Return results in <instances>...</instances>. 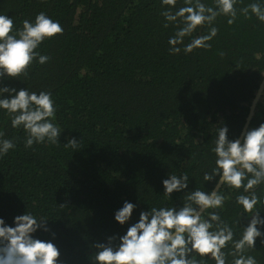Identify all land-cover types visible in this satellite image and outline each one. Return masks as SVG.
<instances>
[{
	"label": "trees",
	"instance_id": "obj_1",
	"mask_svg": "<svg viewBox=\"0 0 264 264\" xmlns=\"http://www.w3.org/2000/svg\"><path fill=\"white\" fill-rule=\"evenodd\" d=\"M162 10L161 0H0V14L17 28L41 11L64 28L38 49L48 63L34 62L24 81H3L52 93L54 122L64 131L59 145L25 148L27 134L0 109V130L16 144L0 158V217L10 226L25 211L49 219L63 264H91L92 243L123 235L141 210L182 206L186 192L163 193L168 174L187 173L185 191L212 190L216 181L205 182L203 173L215 166L218 128L226 124L229 139L238 137L263 77L264 23L255 16L238 15L233 25L218 17L210 50L172 55L168 40L176 28L164 27ZM204 34L207 28L194 33ZM262 122L264 87L246 130ZM73 136L76 151L64 147ZM220 191L226 196L220 215L238 237L250 218L235 203L236 192ZM256 192L264 200V191ZM125 200L138 207L121 226L114 213ZM34 235L52 239L43 231ZM251 254L264 264L259 238Z\"/></svg>",
	"mask_w": 264,
	"mask_h": 264
},
{
	"label": "clouds",
	"instance_id": "obj_2",
	"mask_svg": "<svg viewBox=\"0 0 264 264\" xmlns=\"http://www.w3.org/2000/svg\"><path fill=\"white\" fill-rule=\"evenodd\" d=\"M161 0L164 27L174 25V35L169 37V53L186 55L196 49L210 50V43L218 34L215 26L218 17H226L233 25L238 15L245 19H256L264 23V0ZM243 5L237 8V5ZM207 28V34L194 35L199 29ZM64 28L45 12L36 14L33 20L25 19L17 28L11 17L0 14V109L4 110L15 129L22 128L27 134L25 148L34 144L59 145L64 132L54 121L57 108L50 91L30 92L28 88L17 89L3 83L6 79L29 78L33 63L44 65L51 59L41 54V44L62 36ZM190 38L185 44V38ZM224 53L221 52L220 56ZM21 80V81H24ZM228 126L224 124L217 131L214 147L215 166L203 173L205 182L216 181L210 191L196 188L190 192V178L187 173L179 176L168 174L162 180L163 193L186 192L183 204L176 206L151 207L141 210L139 219L131 223L123 235L113 234L104 241L92 243L95 252L91 264H260L251 253L256 250L257 238L264 245V200L256 189L264 191V122L248 128L241 138L229 139ZM0 130V158L15 149L12 139H6ZM79 141L73 136L67 138L65 148L78 150ZM237 193L235 203L242 207L243 214L250 219L237 233L222 219L226 196L221 188ZM62 207L65 204H60ZM137 204L125 200L114 213V219L121 226L132 219ZM49 219L38 218L31 212L13 218V225L0 217V264H63L61 250L54 243L56 233L48 224ZM236 223H240L238 219ZM49 233L52 239L43 240L34 234ZM229 257L231 260L229 261Z\"/></svg>",
	"mask_w": 264,
	"mask_h": 264
},
{
	"label": "water",
	"instance_id": "obj_3",
	"mask_svg": "<svg viewBox=\"0 0 264 264\" xmlns=\"http://www.w3.org/2000/svg\"><path fill=\"white\" fill-rule=\"evenodd\" d=\"M262 79H261V82H260V84H259V87L257 88V91L255 92V95H254V97H253V99L251 100V103H250V105H249V110H248V114H247V116H246V119H245V123H244V125H243V127H242V129H241V132H240V134L238 135V137L237 138H241L242 139V134H243V132L246 130V128H247V126H248V123H249V121H250V118H251V116L253 115V112H254V108H255V104H256V102H257V100L259 99V96H260V94H261V91H262V89H263V87H264V73L262 74ZM215 186V185H214ZM214 188V187H213ZM212 188V189H213Z\"/></svg>",
	"mask_w": 264,
	"mask_h": 264
}]
</instances>
